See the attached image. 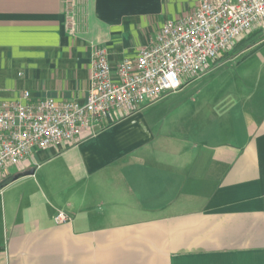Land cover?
<instances>
[{
	"label": "crops",
	"instance_id": "obj_1",
	"mask_svg": "<svg viewBox=\"0 0 264 264\" xmlns=\"http://www.w3.org/2000/svg\"><path fill=\"white\" fill-rule=\"evenodd\" d=\"M201 1L0 0V102L82 103L95 47L115 67ZM234 47L171 94L217 64L241 70L188 131L163 135L170 114L143 111L168 95L11 169L0 264H264V32Z\"/></svg>",
	"mask_w": 264,
	"mask_h": 264
},
{
	"label": "built area",
	"instance_id": "obj_2",
	"mask_svg": "<svg viewBox=\"0 0 264 264\" xmlns=\"http://www.w3.org/2000/svg\"><path fill=\"white\" fill-rule=\"evenodd\" d=\"M253 30L264 32V0H202L192 13L165 22L153 41L115 67L106 50L95 47L82 103L32 100L27 91L23 102H0V181L35 151L71 144L180 91ZM54 221L70 217L57 212Z\"/></svg>",
	"mask_w": 264,
	"mask_h": 264
},
{
	"label": "rangeland",
	"instance_id": "obj_3",
	"mask_svg": "<svg viewBox=\"0 0 264 264\" xmlns=\"http://www.w3.org/2000/svg\"><path fill=\"white\" fill-rule=\"evenodd\" d=\"M258 30H253L245 35L248 36ZM233 45L228 51L231 53L235 48ZM225 53V52H224ZM212 65V64H211ZM211 65L209 68H211ZM215 67V66H214ZM241 70L236 66V62L231 61L217 64L216 68L200 78L195 84L186 88L177 95H169L167 98L147 107L145 112H155L159 115L170 114L168 119L161 125L154 127V130L160 131L163 135L168 134L171 130L185 132L188 127L185 125L187 117L200 115L202 112H215L217 108H212L211 99H217L219 96L226 94L234 95L235 83L234 78L240 77ZM250 79V78H249ZM231 81V84L228 83ZM225 86V88L223 87ZM217 107V106H215ZM180 114V116H176ZM178 117L177 120L175 116Z\"/></svg>",
	"mask_w": 264,
	"mask_h": 264
},
{
	"label": "water",
	"instance_id": "obj_4",
	"mask_svg": "<svg viewBox=\"0 0 264 264\" xmlns=\"http://www.w3.org/2000/svg\"><path fill=\"white\" fill-rule=\"evenodd\" d=\"M33 174V171H29V172H26V173H23L22 176H26V175H32ZM18 176L14 177V179H17Z\"/></svg>",
	"mask_w": 264,
	"mask_h": 264
},
{
	"label": "trees",
	"instance_id": "obj_5",
	"mask_svg": "<svg viewBox=\"0 0 264 264\" xmlns=\"http://www.w3.org/2000/svg\"><path fill=\"white\" fill-rule=\"evenodd\" d=\"M224 54H225V53L223 52V53L221 54L220 58H221ZM214 63H216V61H215Z\"/></svg>",
	"mask_w": 264,
	"mask_h": 264
}]
</instances>
